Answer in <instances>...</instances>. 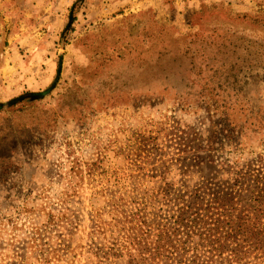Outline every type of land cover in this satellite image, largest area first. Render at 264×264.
Returning a JSON list of instances; mask_svg holds the SVG:
<instances>
[{"label":"rangeland","instance_id":"1","mask_svg":"<svg viewBox=\"0 0 264 264\" xmlns=\"http://www.w3.org/2000/svg\"><path fill=\"white\" fill-rule=\"evenodd\" d=\"M172 24L165 62L181 59L189 76L162 70L159 48L148 47L155 25ZM216 30L241 64L259 61L246 47L253 40L264 53V0H0V105H14L0 113V138L13 139L2 147L13 165L0 157V264H91L110 245L99 228L140 208L173 226L182 196L204 181L252 200L264 134L252 148L221 137L218 149L202 125L198 85L216 62L201 57L217 51ZM231 153L251 162L236 188L215 182ZM46 215L64 216L55 227ZM232 261L264 264V250Z\"/></svg>","mask_w":264,"mask_h":264},{"label":"trees","instance_id":"2","mask_svg":"<svg viewBox=\"0 0 264 264\" xmlns=\"http://www.w3.org/2000/svg\"><path fill=\"white\" fill-rule=\"evenodd\" d=\"M174 31H178L175 24L163 29L155 25L151 36L156 41L150 42L148 47L154 51L159 48L162 70H166L167 64L163 52L165 37L172 39ZM161 37L163 40L157 41ZM214 37L217 43L221 40L217 51L213 50L212 54L203 51L201 58L204 62L216 64L203 66L205 73L197 91L202 98L200 106L207 114L202 120L204 131L211 134L209 142H213L218 149L224 145L222 138L231 136L237 138L244 148H252L264 134V71L261 72V69L264 70V53L258 57L257 53L261 54L262 50H258L251 40L246 50L253 49L259 61L248 60V65H244L240 63V57L231 55L230 42L222 32L216 30ZM181 46L178 44L176 49H181ZM221 48L226 53H222ZM176 53L175 50L170 52L172 55ZM135 62L141 64L139 59ZM167 66L177 71L171 76H189V67L181 59ZM165 92L162 89L156 94ZM258 105L260 107L256 109ZM13 106L0 105V113ZM12 141V137L5 135L0 138V143H3L0 144V157L7 163H11L13 152L10 148L3 151L2 147L9 146ZM226 143L234 151L241 148L239 145L234 147L231 141ZM231 154L234 159L229 164L234 167L227 162L222 163L217 172L220 177H216L215 182L221 178L222 181L230 179L236 188L249 181L251 162L241 163L245 157L241 156L242 153ZM260 162L263 165L264 159ZM257 180L258 189L248 203H241L242 197L238 195L215 190L209 181L188 188L182 196L183 206L178 209L173 226L150 221L146 217V209H137L132 215L124 213L109 229L99 228L100 234L105 232V239L110 245L104 243L102 248L92 251L91 264H232V259L240 263L248 260L264 250V188L261 189L264 177ZM67 192L68 189H64L63 194L67 195ZM64 215L54 219L46 215L45 222L49 220V225L54 226V221ZM59 226L60 220L55 227Z\"/></svg>","mask_w":264,"mask_h":264}]
</instances>
